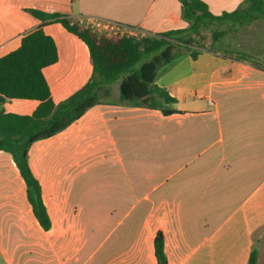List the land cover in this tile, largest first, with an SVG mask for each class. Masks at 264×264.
Instances as JSON below:
<instances>
[{
    "label": "crops",
    "instance_id": "0c3cea01",
    "mask_svg": "<svg viewBox=\"0 0 264 264\" xmlns=\"http://www.w3.org/2000/svg\"><path fill=\"white\" fill-rule=\"evenodd\" d=\"M203 1L220 16L245 0ZM30 10L102 17L145 36L188 27L181 0H0V57L40 26L55 40L59 62L44 73L56 100L91 76L89 54L62 25ZM259 21L228 22L217 41L262 61L242 44L264 41L246 34ZM222 54L185 55L159 73L156 84L177 99L179 113L120 104L115 92L30 147L49 230L1 151L0 263L158 264L161 232L168 264H248L254 250L264 264V68ZM38 105L8 100L4 109L31 115Z\"/></svg>",
    "mask_w": 264,
    "mask_h": 264
},
{
    "label": "trees",
    "instance_id": "16d2710c",
    "mask_svg": "<svg viewBox=\"0 0 264 264\" xmlns=\"http://www.w3.org/2000/svg\"><path fill=\"white\" fill-rule=\"evenodd\" d=\"M186 29L158 35L98 36L89 29L73 24L67 16L48 14L39 10L29 12L41 21L59 23L86 47L92 73L88 80L67 97L56 100L44 70L59 62L55 40L43 26L26 34L19 47L0 57V152L9 153L26 184L27 199L33 213L45 230L51 220L43 200L42 187L29 164L28 152L38 141L53 137L68 128L86 111L112 95V86L119 84V103L161 111L164 115L179 113L173 106L177 99L156 84L161 70L185 55L196 59L203 51L216 53L200 41L203 31L211 30L214 40L225 32L215 30L228 22H250L264 18V0H245L233 12L220 16L211 13L203 0H181ZM223 57L247 62L264 68V62L248 55L227 53ZM141 63L139 70L136 65ZM8 100H34L39 103L31 115L7 113ZM158 264H168L165 240L161 232L155 238ZM253 251L248 264H256ZM1 264V263H0Z\"/></svg>",
    "mask_w": 264,
    "mask_h": 264
},
{
    "label": "rangeland",
    "instance_id": "374dc122",
    "mask_svg": "<svg viewBox=\"0 0 264 264\" xmlns=\"http://www.w3.org/2000/svg\"><path fill=\"white\" fill-rule=\"evenodd\" d=\"M255 24L256 25H254L253 27L247 29L246 34L247 35L250 34V35L264 36V21H259L258 23H255ZM218 29L222 30V29H225V27H221V28L218 26L215 27V30H218ZM203 36H204V40H202L200 42L205 44L207 47H212L215 51H217L219 53H225V52L236 53V52H238V53L245 54L242 52V50H238V48H235L236 46L233 43L228 44L224 41L220 42V41L214 40V38H213L214 36H213L211 30H204ZM232 38L233 37H232V33H231V34L227 35V37H225V40L231 41ZM81 44H83V43H81ZM242 44L248 48H251L250 51L252 53L258 55L260 58H262V61L264 62V41L260 42V40H259L256 44L255 43H242ZM82 46H84V45H82ZM247 55H253V54H247ZM141 63L142 62H140L136 65V70H139ZM62 68H64V69H62L61 71L66 70L65 69L66 66H64V65L62 66ZM49 70L50 69H48L47 72H49ZM163 70H161L160 72H162ZM88 71H90V70H88ZM87 76H88V74H82L79 79H82V81H83ZM115 92H118V95L120 93L118 83H116L112 86V95L111 96H113V98L117 97Z\"/></svg>",
    "mask_w": 264,
    "mask_h": 264
},
{
    "label": "built area",
    "instance_id": "2783aa9c",
    "mask_svg": "<svg viewBox=\"0 0 264 264\" xmlns=\"http://www.w3.org/2000/svg\"><path fill=\"white\" fill-rule=\"evenodd\" d=\"M73 24L89 29L98 36L108 38L123 37L127 35L145 37L139 28L123 25L117 21L96 17V16H78L70 19Z\"/></svg>",
    "mask_w": 264,
    "mask_h": 264
}]
</instances>
